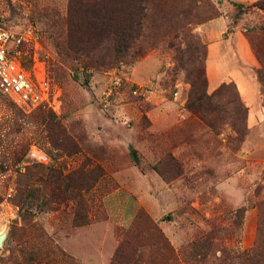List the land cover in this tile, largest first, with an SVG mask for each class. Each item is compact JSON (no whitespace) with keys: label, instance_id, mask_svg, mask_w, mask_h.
I'll return each mask as SVG.
<instances>
[{"label":"rangeland","instance_id":"374dc122","mask_svg":"<svg viewBox=\"0 0 264 264\" xmlns=\"http://www.w3.org/2000/svg\"><path fill=\"white\" fill-rule=\"evenodd\" d=\"M0 26L47 92L0 95V264H264V0H0Z\"/></svg>","mask_w":264,"mask_h":264},{"label":"built area","instance_id":"2783aa9c","mask_svg":"<svg viewBox=\"0 0 264 264\" xmlns=\"http://www.w3.org/2000/svg\"><path fill=\"white\" fill-rule=\"evenodd\" d=\"M20 39L0 26V95L16 106L33 108L45 101L46 83L34 84L27 69L15 58Z\"/></svg>","mask_w":264,"mask_h":264},{"label":"trees","instance_id":"16d2710c","mask_svg":"<svg viewBox=\"0 0 264 264\" xmlns=\"http://www.w3.org/2000/svg\"><path fill=\"white\" fill-rule=\"evenodd\" d=\"M119 23L116 29V37L119 41L127 42L132 38L131 33L135 30V25H137V23H135V25L129 24L127 18H125L122 23ZM200 82H203V77L200 78ZM195 85V82L191 84L192 89H194ZM187 106L191 107V102H189ZM258 225L256 244L249 252L251 260L254 261L257 259L255 263L259 261L260 254L264 249V215H261Z\"/></svg>","mask_w":264,"mask_h":264},{"label":"crops","instance_id":"0c3cea01","mask_svg":"<svg viewBox=\"0 0 264 264\" xmlns=\"http://www.w3.org/2000/svg\"><path fill=\"white\" fill-rule=\"evenodd\" d=\"M241 91H242L243 95L245 94L247 96V98H249L250 93H249V90L246 88V86L242 85Z\"/></svg>","mask_w":264,"mask_h":264},{"label":"water","instance_id":"95a60500","mask_svg":"<svg viewBox=\"0 0 264 264\" xmlns=\"http://www.w3.org/2000/svg\"><path fill=\"white\" fill-rule=\"evenodd\" d=\"M1 238H2V236H0V241H1Z\"/></svg>","mask_w":264,"mask_h":264}]
</instances>
